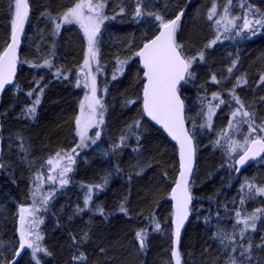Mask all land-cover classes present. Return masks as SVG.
Returning a JSON list of instances; mask_svg holds the SVG:
<instances>
[{"label": "trees", "instance_id": "1", "mask_svg": "<svg viewBox=\"0 0 264 264\" xmlns=\"http://www.w3.org/2000/svg\"><path fill=\"white\" fill-rule=\"evenodd\" d=\"M76 1L28 0L18 74L13 86L2 95L0 105V264H8L19 246L20 207L32 205L43 206L34 212L35 223L31 224L33 241L44 249L36 253L40 264H172L168 196L178 171L177 154L162 132L143 116V78L135 53L157 33L155 14L167 21L183 12L176 41L187 55L198 60L193 66L199 67L179 92L186 102V113L187 104L202 93L228 98L230 105L216 112V128L217 120L222 119L221 125L226 121L232 105L229 95L233 93V88L218 87L223 71H217V64H238L239 75L231 79H245L253 70L264 74V34L251 41L216 43L212 47L207 42L199 52L209 37L205 24L212 21L208 19L209 10L218 0H102L107 23L98 38V55L109 77V83H104L106 114L100 136L105 148L101 155L84 152L85 162L81 155L76 157L68 183L41 196L43 178L53 168L47 161L57 153H73L75 148L82 91L74 78L85 43L75 26L57 29L56 25ZM251 2L264 10V0ZM138 3L142 10L139 17L135 16ZM12 4L13 0H0V53L11 36ZM196 44H200L199 50L190 51ZM201 53L203 60L199 58ZM210 72L217 82L211 83ZM255 84L259 86L248 84L255 90L252 95H246L243 87L237 93L258 117L264 113V83L256 77ZM32 107L35 113L28 111ZM203 132L199 135L190 131L196 150L190 183L193 202L179 252L182 264H229L224 247L232 242L221 244L216 234L228 232L242 194L237 188L239 177L264 187V182L256 181L259 175L264 176V158L240 174H232L217 158L220 149L211 140L212 130L204 128ZM197 188L202 189L200 202L193 197ZM45 197L47 203L43 202ZM259 201L264 209V198ZM247 206L253 208V201ZM259 224L264 231V217ZM137 232L143 234V247ZM35 234L41 239L36 240ZM259 237L253 233V243L252 238L244 241L252 245L250 259L238 253L234 256L237 264H264V236L262 240ZM32 252L29 248L15 264H36ZM81 254L86 259H73Z\"/></svg>", "mask_w": 264, "mask_h": 264}, {"label": "snow or ice", "instance_id": "2", "mask_svg": "<svg viewBox=\"0 0 264 264\" xmlns=\"http://www.w3.org/2000/svg\"><path fill=\"white\" fill-rule=\"evenodd\" d=\"M232 0H228L229 6H231ZM12 9V19H11V42L7 45L5 50L0 53V91H3L5 85L12 82V78L15 74L16 63H17V48L19 45L20 34L24 31L25 23L29 17V3L28 0H13V4L10 6ZM105 7V4L102 0H77L73 7L69 8L65 13H63V20L66 23H78L80 27L84 30V33L87 37L88 42V52L84 60L82 68L90 67V60L94 61L97 57V48H96V35L99 32L100 25L103 23L106 16L102 15V10ZM87 10V15L85 14ZM121 13L124 11L123 8L120 9ZM229 7L224 8V15L220 19L215 20L216 25H221L224 22L225 31H228L229 26L237 27L234 23L236 17L232 19L228 18ZM249 12H252L255 17L257 14L259 18L249 19L246 14L243 17V25L240 26V30H247L255 34V29L257 26L259 28H264V13H259V10L253 11L249 8ZM142 15L141 7L139 3L135 10V16L139 17ZM152 15V14H150ZM181 14L177 15L174 19L165 20L161 15L155 14L154 18L159 22V34L156 35L153 39H150L148 42L144 43L143 47L135 53L136 56L140 57L143 68H144V79L145 83L143 86V110L144 113L151 117L152 120L156 121L157 124H161L168 133L175 139L180 145V167L181 171L179 173V178L175 182V187L172 189L171 197L176 201L175 207V237L178 241L180 236V229L189 214L188 205L192 200V197L189 192V176L192 172V161L194 150L192 146V138L189 135L187 129L185 128V117H184V103L178 95V84L181 81H184L186 76L191 77L192 73L189 71L193 61L196 59L187 58L182 53V46L177 43L175 34L178 28V22L181 19ZM217 15V9L215 4L209 10L208 19L211 21L213 17ZM56 28H60V24L56 25ZM216 40H219V36L216 37ZM216 40H213L214 44ZM199 58L203 60V54L201 53ZM48 61H45L47 64ZM235 66V62L233 67ZM229 72L232 71L230 67ZM115 79V76H113ZM213 82L216 81V77L212 76ZM246 82V81H244ZM240 81H238V84ZM261 83H264V76L261 77ZM89 85L85 84V87ZM92 96L86 97L87 108L89 114L86 118L82 120L84 115V102H81V116L76 118V125L78 135L81 138V145L83 146V141L86 138V133L88 128L103 123V112H100L101 118L96 120L97 115V106L101 109L103 105L101 101L96 98V84L95 77L92 78L91 83ZM32 93H29L31 96ZM213 99H219L217 94H213ZM235 102L239 107L232 113V118L228 122V129L239 131L241 124H246L248 127V134L244 137L243 144H238L237 141L232 140L228 132H224V137L228 140L229 150L232 152L236 151L237 147L243 148V152L239 155L237 163L243 165L249 159H254L256 157L264 158V121L261 124L257 125L255 122L254 114L249 111L244 110V104L238 97H235ZM261 99H264L262 97ZM36 104H39V99H36ZM131 103V102H130ZM220 104H223L224 101L220 100ZM218 107V105H217ZM31 113H35V107H32L28 110ZM213 110L210 107L208 112V121L212 119ZM238 116L243 119H236ZM136 126H139V122H136ZM210 126V123H209ZM132 127V126H129ZM204 127V125H201ZM96 137L98 138L100 133L97 132ZM95 143V140H93ZM219 143V141H217ZM75 151V150H73ZM60 153H57L56 156L59 158ZM66 158L71 162L72 157L67 155ZM47 163L51 166L53 165V160L49 159ZM59 161L57 160L56 164L58 166ZM2 167V165H0ZM239 171V169H236ZM71 171L70 168H63L59 175L62 177L60 180L61 185L68 183V180L63 178L65 173ZM49 180H53L52 176L48 177ZM250 191L253 186L248 185ZM255 193L259 195H264V187H259L255 189ZM35 195V193H33ZM90 197L86 198L85 205L87 206L88 200ZM44 203H47V197L44 198ZM243 203V200L241 201ZM121 211H125L123 206H121ZM35 209L21 208L20 209V242L19 248L22 250L27 246L33 250V258L36 260V264H40L39 259L36 257V253L44 251L38 243H34L29 237L33 235V231L29 227L26 230L25 227V216H33ZM257 213L264 214V209H256L251 215L246 216L243 220L237 219L236 224H243V228L240 229V236L243 238L244 233L251 228L253 231L256 229V221L259 219ZM240 212H236V216L240 217ZM35 223V221H33ZM157 229L159 224H157ZM137 237L140 238L141 247H143V234L137 232ZM36 240H40L41 237L39 234H35ZM216 238L220 241L221 244L225 243V240L234 242V235H226L222 232H217ZM251 243H249L247 248H243L240 252V256H245L246 253L251 251ZM232 252H236L235 247L231 248ZM19 251L16 252L18 256ZM173 255L177 257V264H179L178 252L174 250ZM250 259V256L247 257ZM74 260H84L86 257L81 254L78 257H73ZM229 264H237L236 257H230ZM243 264V261L240 262Z\"/></svg>", "mask_w": 264, "mask_h": 264}, {"label": "rangeland", "instance_id": "3", "mask_svg": "<svg viewBox=\"0 0 264 264\" xmlns=\"http://www.w3.org/2000/svg\"><path fill=\"white\" fill-rule=\"evenodd\" d=\"M236 2L231 3V6H229L228 4V0H218V3L215 4L216 5V9H217V15L215 17H213V20L211 21L210 25H209V29L210 26H212L213 32L211 33L210 38L208 39V47H212L213 45H215L216 43L219 44H227V43H232V42H243V41H251L255 38H257L259 35L261 36L262 34H264V28H259V26H257V28L255 29V34L253 35L252 32H249L247 30L241 31L240 30V26L243 25V17H245V15H248L249 19H254V18H259V15L257 14L255 17L253 16L252 12H249V8H251L253 11L255 10H259V13H264V10L260 9L259 4L258 6L255 5L253 2H251V0H235ZM77 2V1H76ZM75 2V3H76ZM94 2H97V0H94ZM74 3V4H75ZM74 4L71 6L73 7ZM70 7V8H71ZM225 7H229V12H228V18L232 19L233 17H236L238 19L234 20V23L237 25V27H231L229 26L228 31H225L224 28V22L221 23V25H216L215 24V20L216 19H220L223 15H224V8ZM68 10V9H67ZM67 10H65L63 13H65ZM63 13L60 16V18L58 19V23L60 24V26H67V25H72L75 26L79 32L81 33L83 39H84V43H85V48H84V53H83V58L82 61L80 63V66L77 69V74L75 79V84H77V86H79V88L82 91V102H84V115L82 117V120L84 118H86L89 114V110L87 108V101H86V97H91L92 96V89H91V83H92V78L95 77V84H96V98L99 99L101 101V104L103 105V108L101 109L99 106H97V115L95 117L96 120H99L101 118L100 116V112H103V116L102 119L104 121V117L106 114V108L104 107V96H105V88H104V83H109V81L107 80L108 78H106L107 76H105L106 74H104V71L102 69L100 60H99V55H98V38L100 36V33L103 29V27L105 26V24L107 23V19H105L103 21V23L100 25V29L99 32L97 33L95 39H96V48H97V57L96 60L92 61L90 60V67L89 68H82L83 64H84V60L86 58V54L88 52V42H87V37L84 33V30L80 27V25L78 23H66L63 20ZM85 14L87 15V10H85ZM102 15H105L104 12V8L102 10ZM180 24H178V28L176 31V34H178L179 32V28H180ZM219 36V40H216V37ZM202 38V37H200ZM201 42L199 43H202ZM216 40V42L213 44L212 41ZM200 45V44H198ZM197 44L190 50V51H198L199 47ZM182 53L185 57H187V54L185 53L184 49H181ZM194 56L188 55L187 58H193ZM198 60H194L192 64H196ZM234 61L230 62L229 65L227 66H221V64H217V71H223L224 73L229 72L228 69L231 67L232 68V73L226 75L225 79L221 80V84L219 83L220 88L225 87V84L228 85L229 87L228 89L230 90L231 88H233V93H230L229 97H230V101L232 103V105L230 106V109L227 111L226 114V121L221 125L222 123V119L217 120V127L213 128V125L215 123V115L216 112H218V110L223 107L224 105H230L228 102V98H223L222 96L218 95L219 99H213V94H208V93H202L200 95V97H195V100H191L189 102V104H187L189 106V111H185V117H186V121L190 122V125L192 127H190V131H196L197 134L200 135L201 133H204L203 130L205 129H209L212 130L213 136H211V140L213 141V143L220 149L219 151V155H217L218 160L222 161V166L224 164V166L226 167L227 170H230V172L233 174L234 171V160L235 158L243 151V148L241 147H237L235 152H232L229 150V145H228V140L224 137L223 133L224 132H228L229 136L231 137L232 140L237 141L238 144H243L244 141V137L248 134V127L246 124H241L239 131H235V130H229L228 129V122L229 120L232 118V113L239 107V105L236 104L234 96L238 97L240 99V101L243 102L244 104V110L245 111H249L250 113L252 112V109L249 108V106H247V103L245 102V100H242L240 98V96H238L237 90L239 88L243 87V91L246 95H252L255 90L253 91L248 84H251L255 87V81H256V77H258V81H261V77L264 76L263 73H258L256 70H253V72L251 73V75L247 76L245 79L241 78V79H231L232 75L236 72V69H238V64L235 63V66L233 67ZM199 66H195L193 68V66L191 65L190 68V72L192 73V68H193V72L194 70H198ZM197 68V69H196ZM234 72V73H233ZM212 72H210V80L212 81V76L213 74H211ZM103 77V79L101 78ZM188 81V80H187ZM186 81V82H187ZM198 81V80H197ZM238 81H240V83L238 84ZM244 81H246L245 84L241 85L242 82L244 83ZM253 82V83H250ZM214 83V82H211ZM85 84L89 85L88 87H85ZM259 85H256V87H258ZM236 91V92H235ZM230 92V91H227ZM228 94V93H227ZM223 100L224 103L220 104L219 101ZM264 102V99H262ZM186 103V102H185ZM186 105V104H185ZM218 105V107H217ZM212 108L213 110V114H212V119L209 122L207 117H208V112H209V108ZM254 114V113H253ZM78 116H81V104L79 107V112H78ZM254 118H255V122L257 125L261 124L262 121H264V113L261 115L255 116L254 114ZM236 119H243L242 117L238 116ZM104 123V122H103ZM103 123L102 124H96L90 128H88L87 133H86V138L83 141V146L81 145V138L78 135V131L76 132V139H75V148H74V152L73 153H68V154H64V155H60V157L58 158L57 156L53 157V165H51L53 168L51 169L50 174L48 173L47 175H45V178H43L42 181V193L41 196H46L45 194L49 195L48 193H51V191L53 190H59L61 188L64 187V185H61L60 180L62 179V177H60L59 173L60 171L65 168H72V166L75 163V159L76 157H78L79 155H81V160L82 161H86V156L84 155V152H90L91 155H101L103 153L104 150V146H102L100 144V136L101 133L103 132ZM210 123V126H209ZM201 125H204V127H201ZM76 129H77V125H76ZM99 132L100 135L97 138L96 137V133ZM93 140H95V143H93ZM217 141H219V143H217ZM70 155L72 157V161L70 162L66 156ZM197 157H199V152H197ZM57 160L59 161L58 166L56 164ZM70 175V171L65 173V176L63 178L68 180V177ZM52 176L54 179L53 180H49L48 177ZM235 176V175H234ZM260 178L258 177L256 179V181L258 183H263L264 182V176L263 174L259 175ZM238 181H240L239 187L241 190V196H240V201L237 204L236 209L234 210L235 214L234 216H232V222H230V227L228 229V234L230 233V235H234L235 237V241L230 243L228 242V244H226V246L224 247L225 250H227V257L226 258H230V257H234L237 256L238 253H240L242 251L243 248H247L249 243H245L246 241H250V239L252 238V234L254 233V235H259L260 239H263L264 236V231L259 229V222L260 220L264 217V214L261 213H257V215L259 216V219H257L256 221V229L255 231H253L251 228H249L245 233L243 238L240 236V229L243 228V224H236V220L240 219L243 220L244 217L251 215L253 212L256 211V209H263L262 207H260V197L264 198V195H259L255 193V189L259 188L261 185H256L255 183H251L248 182L247 178L245 176L239 177ZM246 181L245 187L244 182ZM66 185V184H65ZM248 185H252L253 188L250 191ZM264 186V184H263ZM48 189V190H47ZM201 194H202V189H196L194 192L193 197L195 199H197V202L201 201ZM243 200V203H241V201ZM253 201V208L249 209V207L247 206L248 202ZM43 206H36V205H32L30 207H26L28 209H35V211L37 209L41 210ZM199 209L197 208L196 211H198ZM239 211L240 212V217L236 216V212ZM36 215L34 214L33 216H25V227L26 230L30 227L32 228L31 224L33 223V221L35 220ZM227 233H225L227 235ZM32 241V237H29ZM245 241V242H244ZM35 243V241H33ZM254 240L252 238L251 243H253ZM246 244V245H245ZM235 247L237 249L236 252H232L231 248ZM253 249V248H252ZM251 249V250H252ZM251 253V251H250ZM250 253H246L245 257H248V255H250ZM238 257V256H237Z\"/></svg>", "mask_w": 264, "mask_h": 264}, {"label": "water", "instance_id": "4", "mask_svg": "<svg viewBox=\"0 0 264 264\" xmlns=\"http://www.w3.org/2000/svg\"><path fill=\"white\" fill-rule=\"evenodd\" d=\"M28 21V20H27ZM26 24L27 22L25 23V26H24V31H25V28H26ZM24 31L23 33L20 34V37H19V45H18V48H17V63H16V69H15V74L12 78V82L10 84H7L5 85V88L3 91H0V105H1V98H2V95L4 94V92L6 90H8L9 88H11L13 86V84L15 83V80H16V77H17V74H18V68H19V64H18V61H19V48H20V45L22 43V39H23V35H24ZM159 34V30L158 32L151 38L153 39L156 35ZM150 40V39H149ZM148 40V41H149ZM146 41V42H148ZM11 42V36H10V39H9V42L8 44ZM145 42V43H146ZM7 44V45H8ZM6 45V47H7ZM144 45V44H143ZM143 45L139 48V50L143 47ZM5 47V48H6ZM4 48V50H5ZM3 50V51H4ZM138 50V51H139ZM2 51V52H3ZM137 51V52H138ZM1 52V53H2ZM137 60H138V64L142 70V78H143V86H144V83H145V79H144V76H143V73H144V68H143V64H142V61L140 59V57L136 56ZM186 79V78H185ZM185 81V80H184ZM184 81H181L180 84H178L177 88H178V95L180 96L179 94V88L183 85ZM180 99L182 100L181 96H180ZM183 101V100H182ZM184 103V102H183ZM141 110H142V113H143V116L145 118V120L150 124L152 125L153 127L157 128L158 130H160L162 132V134L166 137V139L175 147L176 149V154H177V165H178V171H177V175H176V178H175V182L176 180L179 178V173L181 171V167H180V145L179 143L173 139V137L168 133V131L161 125V124H157L156 121L152 120L151 117L147 116L145 113H144V110H143V88H142V94H141ZM184 117H185V109H184ZM185 128L187 129L189 135L191 136L190 134V131H189V128L187 126V123H186V119H185ZM192 138V136H191ZM192 146H193V150H194V155H193V161H192V172L189 176V192H190V183L192 181V178H193V174H194V170H195V165H196V150H195V144H194V140L192 138ZM243 152V151H242ZM242 152L239 154L241 155ZM239 155L237 156V158L234 160V173L235 174H240L241 172H243L246 168L250 167L251 165H253L254 163L262 160L263 158L262 157H256L254 159H249L246 161L245 164L243 165H240L237 163V160L239 159ZM1 156H2V140H1V120H0V159H1ZM236 169H239V171H237ZM175 182L173 184V186L171 187L170 189V192H169V196H168V199L170 201V204H171V210H172V218H171V229H172V241H171V261H172V264H177V257L173 255V252L174 250L178 252V256H179V264H182L181 262V256H180V252H179V246H180V241H181V236L190 220V217H191V206H192V202L193 200H191V202L189 203L188 205V209H189V214L187 216V218L185 219L181 229H180V236H179V239L178 241L176 240V237H175V230H176V225H175V207H176V201L172 199L171 197V193H172V189L175 187ZM191 195V193H190ZM192 197V196H191ZM22 207H20L21 209ZM17 235H18V239H19V242H20V217H19V222H18V228H17ZM29 248H27V246H25L24 249H20L19 246L16 250L20 252V254L17 256L16 255V252L14 254V257L13 259L8 263V264H15L22 256L25 252L28 251Z\"/></svg>", "mask_w": 264, "mask_h": 264}, {"label": "bare ground", "instance_id": "5", "mask_svg": "<svg viewBox=\"0 0 264 264\" xmlns=\"http://www.w3.org/2000/svg\"><path fill=\"white\" fill-rule=\"evenodd\" d=\"M174 19V18H173ZM181 20V19H180ZM178 24H180V21L178 22ZM206 24V27H207V29H208V35H210L211 36V33L213 32V29H212V26H210V30H209V25H208V23H205ZM159 30V29H158ZM158 32V31H157ZM210 36L209 37H207V39L205 40V41H203V45H202V48L200 49V51L199 52H201V50H203L204 48H206V47H204L205 45H206V43L208 42V39L210 38ZM177 37V34H175V38ZM151 39V38H150ZM148 41V40H147ZM144 44V43H143ZM142 44V45H143ZM21 46V45H20ZM198 52V53H199ZM196 53V52H195ZM19 57H20V48H19ZM187 57H188V55H187ZM137 59V58H136ZM138 61V60H137ZM18 64H19V61H18ZM192 66H193V64H192ZM140 67V66H139ZM195 66H193V68H194ZM193 68H192V72H193ZM141 69V68H140ZM197 69V68H196ZM189 71H190V69H189ZM195 71V70H194ZM141 72H142V70H141ZM222 74H221V79L223 80V79H225V77H226V75H228V74H230V73H232V72H227V73H224V72H221ZM234 73V72H233ZM233 75H239V72H235ZM232 75V76H233ZM232 78V77H231ZM188 80V77L186 76V79H185V81H184V83L183 84H185L186 83V81ZM228 87H229V84L228 85H226L225 84V87H223V88H227L228 89ZM179 90H180V88H179ZM179 94H180V92H179ZM181 96V95H180ZM183 100V99H182ZM184 102V101H183ZM258 103L261 105V103L258 101ZM184 109H185V103H184ZM185 119H186V117H185Z\"/></svg>", "mask_w": 264, "mask_h": 264}]
</instances>
